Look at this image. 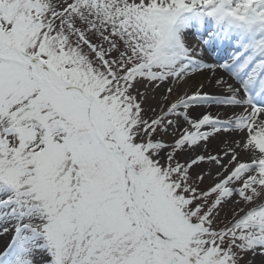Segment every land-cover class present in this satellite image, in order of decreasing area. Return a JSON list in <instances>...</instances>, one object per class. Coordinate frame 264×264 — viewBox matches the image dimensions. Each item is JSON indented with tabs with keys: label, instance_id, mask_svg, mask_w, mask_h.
<instances>
[{
	"label": "snow or ice",
	"instance_id": "obj_1",
	"mask_svg": "<svg viewBox=\"0 0 264 264\" xmlns=\"http://www.w3.org/2000/svg\"><path fill=\"white\" fill-rule=\"evenodd\" d=\"M0 264H264V0H0Z\"/></svg>",
	"mask_w": 264,
	"mask_h": 264
}]
</instances>
